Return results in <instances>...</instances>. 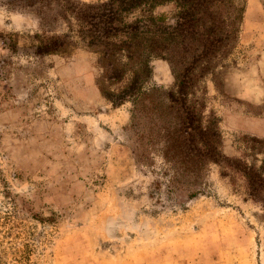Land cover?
Instances as JSON below:
<instances>
[{
	"label": "rangeland",
	"instance_id": "rangeland-1",
	"mask_svg": "<svg viewBox=\"0 0 264 264\" xmlns=\"http://www.w3.org/2000/svg\"><path fill=\"white\" fill-rule=\"evenodd\" d=\"M61 1L0 0V264H264V203L232 165L263 157L264 0H239L235 46L200 83L224 159L191 195L131 131L129 103L99 95L77 38L34 52L35 34L69 32ZM151 66L147 85L170 88L169 63Z\"/></svg>",
	"mask_w": 264,
	"mask_h": 264
},
{
	"label": "trees",
	"instance_id": "trees-1",
	"mask_svg": "<svg viewBox=\"0 0 264 264\" xmlns=\"http://www.w3.org/2000/svg\"><path fill=\"white\" fill-rule=\"evenodd\" d=\"M59 15L69 32L37 37L38 55L66 53L80 41L93 54L99 95L113 107L129 103V128L157 146L172 186L195 194L211 162L224 159L221 133L200 83L216 75L238 38L244 5L239 0H62ZM169 7V11L158 10ZM77 38V40H76ZM153 58L166 60L172 86L149 87ZM255 149V148H254ZM258 167H233L251 197L264 189V148ZM183 180V181H181Z\"/></svg>",
	"mask_w": 264,
	"mask_h": 264
}]
</instances>
